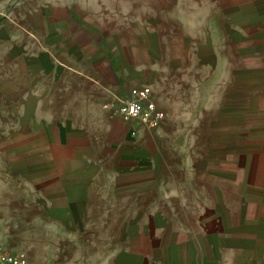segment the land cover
I'll use <instances>...</instances> for the list:
<instances>
[{
  "label": "crops",
  "instance_id": "1",
  "mask_svg": "<svg viewBox=\"0 0 264 264\" xmlns=\"http://www.w3.org/2000/svg\"><path fill=\"white\" fill-rule=\"evenodd\" d=\"M192 7L191 36L168 0H0V243L25 264H264V0ZM141 88L156 128L105 107Z\"/></svg>",
  "mask_w": 264,
  "mask_h": 264
},
{
  "label": "built area",
  "instance_id": "2",
  "mask_svg": "<svg viewBox=\"0 0 264 264\" xmlns=\"http://www.w3.org/2000/svg\"><path fill=\"white\" fill-rule=\"evenodd\" d=\"M105 107L113 108L114 115L124 123L138 121L151 128L160 125L165 113L158 108L151 92L146 88L134 89L127 99L117 103H107ZM25 257L11 253L0 243V264H25Z\"/></svg>",
  "mask_w": 264,
  "mask_h": 264
},
{
  "label": "rangeland",
  "instance_id": "3",
  "mask_svg": "<svg viewBox=\"0 0 264 264\" xmlns=\"http://www.w3.org/2000/svg\"><path fill=\"white\" fill-rule=\"evenodd\" d=\"M128 0H126L127 2ZM139 1V0H137ZM169 4V13L170 17H177L179 21H183L184 23H170V27L174 29L177 32H186L192 36L194 33L195 28H194V23H192V15H193V7H192V0H168ZM139 15V14H138ZM198 30V29H197ZM91 210L93 211L95 217L97 215V212L100 211V204L93 203L91 205ZM96 222V219L94 220ZM46 227L48 226L47 224L45 225ZM91 248V246H90ZM100 254L96 251H92L90 249L88 255H89V262H94L98 264H106L108 260L109 253L105 251L104 253V258H103V263L101 262ZM77 258H80L81 256L85 255V252L78 251L75 253ZM93 264V263H91Z\"/></svg>",
  "mask_w": 264,
  "mask_h": 264
}]
</instances>
